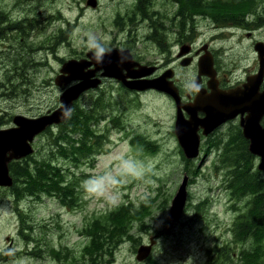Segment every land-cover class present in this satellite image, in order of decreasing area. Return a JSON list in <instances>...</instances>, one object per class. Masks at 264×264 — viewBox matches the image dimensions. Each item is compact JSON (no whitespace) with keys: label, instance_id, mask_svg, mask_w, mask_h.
Instances as JSON below:
<instances>
[{"label":"flooded vegetation","instance_id":"1","mask_svg":"<svg viewBox=\"0 0 264 264\" xmlns=\"http://www.w3.org/2000/svg\"><path fill=\"white\" fill-rule=\"evenodd\" d=\"M83 1L87 3V0ZM98 1L95 0V4L92 6L95 7ZM18 4L19 1L15 3V6ZM163 4L165 7L156 8L154 7V0H151L149 4L150 8L147 9L145 7V11L147 10L152 13V20H149L147 17L132 29L128 17L131 16L135 20L138 19L141 16L140 8L142 6L138 0H133L130 11L117 10L112 15V20L109 21V26L111 27V35L107 42L109 45L102 43V40L106 37L104 33V35L98 36L99 39H91L89 46L75 45L70 48L68 59H87L91 61L87 57V53L97 54L100 49H103V52L112 49L128 50L130 58L134 63L156 65L154 74L147 76L148 78L157 77L166 69L172 68L174 75L171 79L177 88L178 98L175 99L168 92L157 89L135 90L126 87L123 81L113 76L109 77L103 73L104 68L101 65L110 60V57H106L102 61V64L98 61H92L93 63L87 68L92 78L98 80L99 83L97 86L88 89L90 92H88V101L85 102L87 105L84 103L81 106L78 102L84 99L78 98L74 103V108L79 105L91 113L88 122L89 128L94 129L98 135H101L100 139L103 144L99 150H96L97 152L103 150L107 144L116 142L118 144L126 143L131 148H136L141 142L131 145V138L133 136H145V141L156 145V151L150 153L153 156L158 153L159 147L152 140L156 139V137L161 140L164 133L158 132L156 129H149L146 126L143 127L141 122L131 118V110L137 109V111H140L144 105V96L159 93L166 99L172 116V121L166 133L169 139L175 138V142L173 143L174 145L176 143L179 148L180 146L173 131L175 129L177 113H180L183 118L188 119L190 114L187 109H190L195 112L196 118L200 120H203L207 115L214 114L219 122L206 136L202 134L205 126H201L200 124L196 126L200 136L199 152L195 158H187L188 161L185 163L192 165L194 160L204 161L206 156L209 160L215 159L211 161V164L217 179L219 178L220 180L219 183L221 184L222 191L225 193L224 211L226 213L245 211L244 214H240V216L238 214L234 217L232 231L236 227L237 221H240L238 219L244 216L247 210L249 216L254 217L255 220L264 226V203H260L258 197L255 195L256 191L244 189V192L236 194L235 191L237 190L233 186V181L238 179L237 158L240 155L246 157V163L251 170L249 177L252 178L256 175L264 181V171L258 168L261 156L249 149L251 140L245 137L243 133V129H249L251 132L261 135L264 129V0L261 2L255 1L254 6L246 8L238 20L236 18H228L225 22H218L223 20V18L216 16L217 21L213 22L209 14L198 11L193 14L194 23H191L189 20L184 28L180 27L186 16L189 17L187 14L189 9L180 10L179 0H168V2ZM37 7L38 5L31 6L30 8L27 7L25 18L21 21H17V18H12L6 11L0 9V61L9 62L8 56H4L1 54L2 52L11 53L15 50L25 53L24 65L19 72L23 81L25 80V70L27 67L32 68L37 65L46 64V59H35L33 57L34 52L41 50L49 51L62 64L60 61L62 57L57 56L55 49L61 43H67L70 36L69 32L67 40L61 41V24L56 26L53 24L61 21L60 10L39 15L38 11L35 10ZM166 20L169 22L166 27L169 30L168 34H170L168 41H166L167 32L163 31ZM205 20L213 24V33L208 38L196 41L201 34L199 29H196V26ZM123 23H127V27L129 28H125ZM144 23H146L144 27L148 31L145 29L146 34L141 37L139 29ZM155 23L161 28L160 38H156L152 33V24ZM71 27L73 25L68 23L67 28L70 29ZM40 29L49 30V32L43 39H39L36 42L29 40L32 32ZM17 30H19L20 35H25L24 37H20V44L18 46H16ZM89 38L90 36L87 35V41ZM142 39L150 41L154 47L157 45L160 53L163 54L161 55L162 58L166 62L145 61L146 54L137 45ZM76 46L78 47L76 48ZM183 47L188 48V52L181 55L180 51L184 49ZM21 58L24 60V57ZM115 59V68H117L116 70H120V75L125 77V81L136 79L127 76L128 74H138L136 65L132 64L129 67L126 63V67L122 65L123 62L120 58ZM186 59L189 60V63L182 65L181 62ZM199 59H203L209 66V69L200 71ZM179 68H189L190 74L180 75L178 73ZM77 81L74 80L71 83H76ZM11 84V82H7L6 86ZM59 95L58 104L38 115L56 109L60 105ZM211 95H213V99H211ZM199 96L200 99L198 100ZM144 114L143 112L142 115ZM16 115L28 116L16 113L12 116V124L0 127V129L13 127L15 125L13 117ZM142 122L144 124L148 123L145 118H142ZM56 126L57 124L49 128L57 129ZM259 139L260 137L258 141L264 146V143ZM89 144H95L93 136L90 137ZM178 154L180 156L179 152ZM184 174L188 175L189 179L193 178L190 167H183L182 175ZM9 191L14 197L15 202L22 199L17 196L15 190ZM76 192L83 199L82 194H84V190ZM43 196L49 195L43 194ZM69 196L73 198V202L71 205L66 204L67 207L61 204L59 199L56 201L57 203L59 202V210L63 209L66 214H75L79 211L82 218L80 224L82 227L87 220L86 202L83 200L82 204L78 207L77 195L69 194ZM25 198L28 212L32 209L34 199H36V202H41V199H43L37 198L32 194L25 196ZM206 198L207 196H201L200 202ZM210 202L211 200L209 199L206 207ZM241 205H243V208ZM187 210H185V213ZM25 215L26 213H24ZM20 216L21 213L16 216L10 215L9 219L6 217L0 219V226L6 224L13 229L12 232L9 231L4 235H0V264H25V257L30 259L28 264H115L118 255L123 256V260L119 264H230L229 261H222L220 255L214 251L220 247L217 245L205 246L206 238L203 234L199 238L192 239V242H194L193 247L186 243L189 239H178L165 253L158 249V245L162 242V237L151 230L147 232L139 230L134 235L135 247H133L131 241H128L130 246L120 248L124 243L121 242L112 249L111 254L106 250L96 251L86 248L85 250L82 249L80 254L72 251L69 254L66 252L65 247L61 246V239L58 236V246L56 247L53 244L52 248L54 250L53 253H50V248H48L49 240L46 239V236L51 230L60 229L59 223H52V227L49 225L42 227V229H39L40 234L38 236H32V232L35 230L34 225L29 223L32 225V228L26 229L25 222L22 223ZM60 217L61 215H58L57 220ZM192 223L194 224L195 221H192ZM250 227L251 225L248 224L247 230ZM25 233L28 234L25 235ZM143 233L146 236L142 239L141 235ZM151 237L153 245L150 254L144 262H140L136 259V247L140 244L149 243ZM218 239L219 236L216 241ZM233 240L238 239L234 238ZM127 248L130 249L126 251ZM174 256H182L184 259H177ZM236 256V253L231 254L233 258Z\"/></svg>","mask_w":264,"mask_h":264},{"label":"rangeland","instance_id":"2","mask_svg":"<svg viewBox=\"0 0 264 264\" xmlns=\"http://www.w3.org/2000/svg\"><path fill=\"white\" fill-rule=\"evenodd\" d=\"M17 1H19V4L15 6ZM132 2L133 0H99L97 5L93 7L91 3H85L83 0H0V9L6 11L12 18H17V21L25 18L27 7L30 8L34 5H38L35 10L38 11L39 15L60 10L61 21L53 24L55 26L61 24L62 28H67L68 23H70L73 27L69 29V43H61L56 47L55 53L58 57H66L68 59L70 48L75 45L89 46L91 39L98 38V36L104 35V33L106 37L102 40V43L109 45L107 44L108 38L111 35L109 21L112 20V15L117 10L130 11ZM166 2L168 0H154V7H165L163 3ZM168 24L169 22L166 20L164 22L165 28L163 29V31L167 32L166 41L170 39V34H168L169 30L166 28ZM145 25L146 23L139 29L141 37L146 34L147 28L144 27ZM196 29H199L201 32L196 40L199 41L202 38L210 37L214 27L211 22L205 20L201 24L198 23ZM48 32L49 30H34L29 40L36 42L39 39H43ZM87 35L90 36L88 41ZM24 36L20 35L19 30H17L16 46L20 44V37ZM137 45L145 52V61L166 62L162 58L161 55L163 54L160 53L157 45L154 47L146 39H142ZM1 54L8 56L9 62L0 61V127H6L12 124V116L16 113L35 116L58 104V95L63 90V87H59L54 83V77L59 73V69L62 66L58 58L53 57L46 50L34 52L33 57L41 60L46 59V64L41 66L37 65L32 68L27 67L25 70V80L23 81L21 80L19 72L24 65L25 53L13 50L11 53L2 52ZM21 57H24V60ZM142 64L149 68H139L137 70L138 74L147 73L152 69L153 72L149 76L154 74L156 65ZM128 66L130 67L131 65L128 64ZM178 73L180 75H188L190 74V69L179 68ZM7 82H11L12 84L6 86ZM88 92L90 91L87 90L79 96V98L84 99L78 102L81 106L88 101ZM143 102L144 105L140 111H137V109L131 110V118L141 122L143 127L146 126L149 129H156L158 132L164 133L161 140L158 137L152 140L158 144V153L155 156L150 154L146 156L145 153L137 154L126 143L118 144L116 142L107 144L101 153L95 154L93 167L85 168L90 176L80 180L77 187V189H85L82 196L87 205L86 215H89V217L99 216L112 210L120 203L128 201L125 198V194L134 200L135 205H138V202L142 200L146 202V197L154 193L155 189H162L159 191L161 195L157 202L151 204L152 209H150L149 216L145 217V224H150L156 227V230L164 233L162 242L158 245V249L161 252L167 253V249H170L178 239H189L186 243L193 247L194 242H192V239L199 238L203 234L206 238V247L227 244L233 250V253L237 254L240 247L233 241L234 232L231 228L234 217L238 214H244L245 211L241 210L240 212L228 213L224 211L225 193L222 191L219 178L217 179L212 169L211 161L215 160L213 158L209 160L206 156L204 161L194 160L192 162L190 168L195 169L198 166L199 169L198 174L193 175V183L187 185V191L191 195L188 210L179 218L180 220L178 219L176 222H171L170 225L168 224V204L163 205L164 203H161L166 199V196H169V200L171 201L182 178L184 163L178 154V146L176 143L175 145L173 143L175 142V138L169 139L166 133L172 121L170 107L166 99L159 93H152L144 96ZM143 112L145 113L144 115H142ZM142 118H145L148 123L144 124ZM46 138L47 136L45 134H39L33 140L32 147L34 150L32 155L36 158H40L41 155L50 156L51 151L47 149ZM139 147L147 149L146 147L143 148L142 144ZM51 157L57 159L56 156ZM126 161L136 163L134 174L139 175L141 177L140 179H135L130 175H124L125 172L130 171L125 165ZM62 164L68 168L70 166L73 167L68 160L62 161ZM70 175L72 178V174ZM201 196H207L211 202L207 206L206 216L198 217V220H195L193 217L196 214L194 213L193 206L198 205ZM42 198L41 202H36V199H34L32 209L28 212L25 197L15 202L9 189L0 187V219L2 217L9 219L10 215L16 216L21 213L20 217L22 218V223H24L25 216H27V222L35 227L32 236H38L40 234L39 229H42V225L48 224L52 227V223H59L60 229L51 230L47 234L46 239L50 240L57 247L59 236L62 244L67 243L69 246L74 247L75 253L79 254L78 250L81 246V237L83 238V235L76 231L82 222L80 212L77 211L72 215H67L62 212L61 217L57 220L56 215L60 209L59 202H56L58 198L53 196H43ZM157 204L166 206V209L162 211L163 209L161 210V207L158 208ZM186 206L185 203L183 212H185ZM241 206L243 208V205ZM62 211L64 210L62 209ZM24 213H26L25 216ZM199 214L203 215V212H199ZM191 219L196 222L192 224V227H189L186 223ZM168 228L171 230V234L166 232ZM9 231H13L10 226L6 224L0 226V235H4ZM131 231L136 234V228H132ZM151 231L155 230L152 229ZM145 236L146 234L143 233L141 235L142 239ZM218 236L219 239L216 241ZM129 244L128 241L124 242L120 248L123 246L128 247L130 246ZM129 249L127 248L126 251ZM122 260L123 256L118 255L115 264L121 263ZM29 261L30 259L25 257V264H28Z\"/></svg>","mask_w":264,"mask_h":264},{"label":"trees","instance_id":"3","mask_svg":"<svg viewBox=\"0 0 264 264\" xmlns=\"http://www.w3.org/2000/svg\"><path fill=\"white\" fill-rule=\"evenodd\" d=\"M255 1L256 0H179L180 10L189 9L187 13L189 17L186 16L180 28H184L189 20L191 23H194L193 14L198 11L209 14L213 22L217 21L216 16L223 18V20L218 22H225L228 18H236L238 20L243 15L246 8L254 6ZM138 2L142 5L140 8L141 16L136 20L131 16L128 17L132 29L136 24L147 17L149 20H152V13L147 10L145 11V7L147 9L150 8L149 4L151 0H138ZM118 18L120 17L118 16ZM123 26L126 28L127 23H123ZM152 29V33L155 37L160 38L161 28L159 25L157 23L152 24ZM68 35L69 28H62L61 41L67 40ZM65 59V57H62L60 61L63 62ZM74 107L75 104L73 103L68 118L57 124V129L49 128L41 133L47 136L46 146L47 149L51 151L49 157L41 155L40 158H36L33 155H28L25 159L10 162L9 171L13 177V185L9 190H15L18 197L24 198L29 194L37 198H42L43 194L55 197L57 195L60 203L66 206V204L71 205L73 202V198L70 197L69 194H75L77 195L78 207L82 204L84 199L80 197L78 192L75 193V191L85 189H77L79 185L78 182L90 176L85 168L93 167L95 154L103 151L100 150L97 152L96 150H99L103 144L100 139L101 135H98L94 129L89 128L88 122L91 113L79 105H77L76 108ZM76 134H79L78 139L75 138ZM91 136L94 137L95 144H89ZM137 138L139 140H137ZM145 138V136H133L130 144L136 145L138 142H141L143 148H147L144 149L145 151L152 152L153 150V152H155L156 145L145 141ZM180 152L185 161L182 160L184 162L188 161L181 150ZM51 156H56L57 159H53ZM238 159V179L233 181V186L235 190H237L235 191L236 194L238 192H244V189H252L256 191V197H258L260 203L263 204L264 181L256 175L252 178L249 177L251 174V172H249L250 167L246 163L247 161L244 155H240ZM66 160H68L73 167H65L62 161ZM185 166L188 167L191 165L185 163ZM198 169V166L192 169L193 175L198 174ZM70 174H72V178ZM190 183H193V179H188L187 185ZM156 190L157 192L153 199L146 197L147 201L144 202V200H142L138 202V205H135L134 200L125 194V198L128 201L120 203L112 210L100 214L99 216L95 215L89 217V215H87L85 224L82 225L81 229H78V233H81L85 238V246L83 248L96 251L106 250L111 254L112 249L121 242L131 241V244L135 245L134 235L130 232L132 228H136V233L139 230H144L145 232L152 229L160 231L156 230V227L150 224H145V217L151 212V204L161 195L159 191L162 189ZM190 199L191 195L188 194L187 206ZM170 202L169 196H166V199L161 204L164 203L163 205L168 204V206H170ZM208 202L209 198L207 197L205 200L199 202L198 205L193 206L194 213L196 214L193 217L195 220H198V217L206 216V204ZM165 207L166 206H161V210L163 209L162 211H164L166 209ZM199 212H203V215H200ZM26 217L27 216H25V228L31 229L32 225L27 222ZM238 220L240 221H237L236 227L233 230L234 238L238 239L233 241L241 248L237 261L234 262V258L231 257L233 250L227 244L218 246L220 248H216L214 251L216 254L220 255L222 261H229L230 264H264V226H262L259 221L255 220L254 217L249 216L248 210L246 214ZM246 221L251 225L249 230H247L248 224ZM47 225L48 224H45L44 227ZM48 243V248H50L49 252L53 253V243L50 242V240ZM65 249L66 252L71 254L68 248L65 247Z\"/></svg>","mask_w":264,"mask_h":264},{"label":"water","instance_id":"4","mask_svg":"<svg viewBox=\"0 0 264 264\" xmlns=\"http://www.w3.org/2000/svg\"><path fill=\"white\" fill-rule=\"evenodd\" d=\"M94 1L95 0H87V3L94 5ZM183 48L184 49H181L180 51L181 55L188 52V48ZM126 53H129L128 50L112 49L103 52L100 56L96 53H87L86 55L89 59H91V61L87 59L76 60L70 58L62 63V66L59 69V74L55 76L54 79L57 86L63 87V90L59 95L60 105L53 111L49 110L47 113L38 116L16 115L13 117V123L15 124L13 127L0 129V187H11L13 185V177L9 171L10 162L20 160L28 155H31L34 150L32 142L35 137L50 126L59 124L66 120L72 110L73 102L83 92L97 86L99 83L98 80L92 78L91 73L87 70V68L93 63L92 61H98L102 64V61L106 57L110 56V60L101 65L104 68L103 73L105 75H112L113 77L118 78L124 82L126 87L130 89H157L159 91L168 92L175 99L178 98L177 88L171 79L174 75L172 68L166 69L163 73L154 78L147 77L153 72V69L144 74H135L136 76L128 74L127 76L136 79L125 81V77L120 75V70H115L116 63L114 61L116 60L115 58H118V54L124 55ZM125 63L129 65L134 64L138 69L142 67L149 68L146 65L144 66L143 64L134 63L131 59L126 60ZM188 63V59L181 62L182 65H187ZM199 67L200 71L203 69H209V66L203 59H199ZM74 80L78 81L76 83H71ZM199 99L200 96L198 97V100ZM211 99H213V95H211ZM187 110L190 114L188 119L183 118L180 113H177L175 119V129H173V131L184 156L190 159L195 158L199 152L200 136L196 126L198 124L205 126L202 134L207 135L211 130H213L219 121L214 114L207 115L203 120L197 119L193 110ZM262 131L261 135H258L251 132L249 129H243L245 137L251 140L249 149L255 154H259L261 156L258 168L264 171V146L258 141V138L260 137L262 143H264V129ZM187 181L188 176L185 174L171 199L169 207L171 221H176L183 211L187 197ZM152 245V237L150 238V243L148 245H139L136 250L137 260H144L149 255Z\"/></svg>","mask_w":264,"mask_h":264},{"label":"clouds","instance_id":"5","mask_svg":"<svg viewBox=\"0 0 264 264\" xmlns=\"http://www.w3.org/2000/svg\"><path fill=\"white\" fill-rule=\"evenodd\" d=\"M103 51H104L103 49H100L97 52V55L100 56L103 53ZM125 165L127 166V168L130 169V171L125 172L124 175L133 176V178H135V179H140L141 178L139 175L134 174V171H135V168H136V163L135 162H133V161H126L125 162Z\"/></svg>","mask_w":264,"mask_h":264},{"label":"bare ground","instance_id":"6","mask_svg":"<svg viewBox=\"0 0 264 264\" xmlns=\"http://www.w3.org/2000/svg\"><path fill=\"white\" fill-rule=\"evenodd\" d=\"M117 56V55H116ZM110 57V56H109ZM118 58H120L121 59V61L123 62V66H126L125 65V61H124V56L123 55H121V54H118ZM119 62V61H118ZM127 67V66H126ZM112 70V69H111ZM211 143V142H210ZM210 145V144H209Z\"/></svg>","mask_w":264,"mask_h":264}]
</instances>
